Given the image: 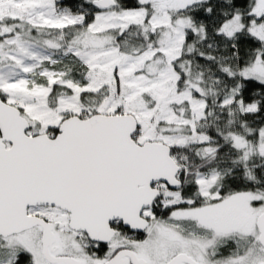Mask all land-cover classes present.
Masks as SVG:
<instances>
[{
	"label": "snow or ice",
	"instance_id": "1",
	"mask_svg": "<svg viewBox=\"0 0 264 264\" xmlns=\"http://www.w3.org/2000/svg\"><path fill=\"white\" fill-rule=\"evenodd\" d=\"M0 264H264V0H0Z\"/></svg>",
	"mask_w": 264,
	"mask_h": 264
}]
</instances>
